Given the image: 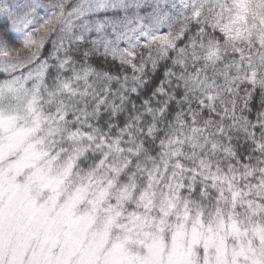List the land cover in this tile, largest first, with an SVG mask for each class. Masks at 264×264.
Returning a JSON list of instances; mask_svg holds the SVG:
<instances>
[{"label": "snow or ice", "instance_id": "obj_1", "mask_svg": "<svg viewBox=\"0 0 264 264\" xmlns=\"http://www.w3.org/2000/svg\"><path fill=\"white\" fill-rule=\"evenodd\" d=\"M0 264H264V0H0Z\"/></svg>", "mask_w": 264, "mask_h": 264}]
</instances>
